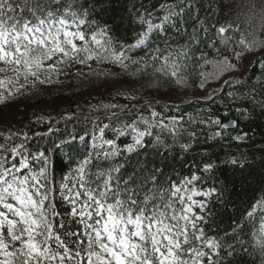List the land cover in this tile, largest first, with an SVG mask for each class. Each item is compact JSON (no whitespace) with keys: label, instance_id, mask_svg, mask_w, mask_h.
<instances>
[{"label":"trees","instance_id":"16d2710c","mask_svg":"<svg viewBox=\"0 0 264 264\" xmlns=\"http://www.w3.org/2000/svg\"><path fill=\"white\" fill-rule=\"evenodd\" d=\"M92 7L110 36L104 69L6 98L0 113L28 110L0 131L16 133V144L27 136L30 154L45 153L57 190L85 159L89 173L122 165L119 177L135 186L154 172L158 184L191 180L190 190L204 193L192 197L204 205L193 211L203 216L205 238L220 244L219 264H264V0H93ZM170 8L179 15L165 22ZM141 38L146 45L136 47ZM161 52L179 65L175 76L161 70ZM153 112L166 128L142 123L156 124ZM230 119L236 126L224 127ZM149 130L136 146L138 132ZM61 222L53 215L55 233Z\"/></svg>","mask_w":264,"mask_h":264},{"label":"snow or ice","instance_id":"6c2138e0","mask_svg":"<svg viewBox=\"0 0 264 264\" xmlns=\"http://www.w3.org/2000/svg\"><path fill=\"white\" fill-rule=\"evenodd\" d=\"M92 4L93 0H0V74L5 77L0 86L4 91L21 79L43 84L41 74L51 80L47 74L58 71L57 63L106 60L105 53L111 51L109 32L97 24L99 13ZM188 6L182 5L181 10ZM177 15L170 8L164 20ZM152 27L149 23V30ZM161 27L155 25L157 30ZM146 42L141 38L136 47ZM155 59L164 60L161 70L171 68V75L177 74L179 65L170 63L171 56L161 52ZM124 60L123 52L115 56L117 63ZM48 61L53 63L45 68ZM5 102L0 91V104ZM152 117L156 124L142 123L167 127L160 113L153 112ZM150 135V130L138 132L135 145L143 147L142 138ZM0 138L5 141L0 142V264H219L220 244L205 238L199 226L203 216L193 211L204 205L192 197L204 193L191 191V180L183 186L168 184L166 179L158 184L154 172L135 186L134 181L119 177L122 165L89 173L90 160L85 159L57 190L49 178L45 153L30 154L24 143L27 136L18 144L16 133L5 137L0 131ZM57 196L73 205L70 215L83 225L81 231L66 233L77 237L71 248L53 230L52 217L59 215L53 212ZM260 246L264 248V237Z\"/></svg>","mask_w":264,"mask_h":264},{"label":"rangeland","instance_id":"374dc122","mask_svg":"<svg viewBox=\"0 0 264 264\" xmlns=\"http://www.w3.org/2000/svg\"><path fill=\"white\" fill-rule=\"evenodd\" d=\"M162 20H159L158 22H161ZM52 61H48L47 64L44 65L45 68L48 67V65L52 64ZM104 65L106 63L104 61L95 59L92 61H88L84 64H79L76 61H69L67 64H59L57 63V69L55 73H48L47 75H51L53 78L51 80H48L46 78L45 74H41V79L45 80V83L41 84L37 81H30L26 82L23 79H21L17 84L15 85H9L8 90L4 91L3 86H0L4 93V98L9 99L10 96L18 95L22 90H39V91H48L57 84L62 81L63 79L72 77L74 75H85L87 73L98 72L104 69ZM101 69V70H100ZM9 76L12 74L9 73ZM5 77L0 74V79H4ZM21 85H25L20 91H17V88H20ZM116 100V99H115ZM118 101V100H116ZM27 109H24L21 106H14L4 112L0 113V126H11L14 122V119L17 115L25 113ZM55 206L58 210L59 215L62 218V224L64 227H61L60 230L56 233L60 235L61 239L64 240L65 244L68 245L69 248L73 247V241L77 239L75 236H69L66 235V233H69L73 230L75 231H81L83 225L79 222L78 217H72L70 215V209L71 204L62 201L58 196L56 198ZM62 251V250H61Z\"/></svg>","mask_w":264,"mask_h":264},{"label":"water","instance_id":"95a60500","mask_svg":"<svg viewBox=\"0 0 264 264\" xmlns=\"http://www.w3.org/2000/svg\"><path fill=\"white\" fill-rule=\"evenodd\" d=\"M235 126H236V123L234 120L229 121V122L224 124V127H227V128H234Z\"/></svg>","mask_w":264,"mask_h":264}]
</instances>
